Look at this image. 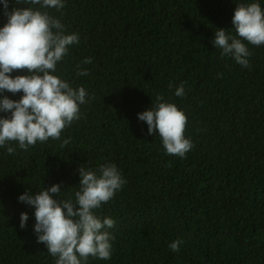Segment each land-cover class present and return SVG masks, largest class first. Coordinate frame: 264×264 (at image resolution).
<instances>
[{
    "label": "trees",
    "instance_id": "obj_1",
    "mask_svg": "<svg viewBox=\"0 0 264 264\" xmlns=\"http://www.w3.org/2000/svg\"><path fill=\"white\" fill-rule=\"evenodd\" d=\"M254 2L264 10V0H64L61 10L9 0L8 12L46 11L65 34L79 36L52 74L88 96L60 140L0 147V264H55L37 242L34 207L19 197L58 184L54 198L75 202L79 169L105 164H115L126 183L94 210L115 221L111 258L90 256L87 264H264V45L243 41L251 53L244 68L212 43L217 29L239 38L234 11ZM7 22L0 2V28ZM80 68L89 74L78 75ZM158 95L187 117L193 147L186 158L168 155L138 119Z\"/></svg>",
    "mask_w": 264,
    "mask_h": 264
},
{
    "label": "clouds",
    "instance_id": "obj_2",
    "mask_svg": "<svg viewBox=\"0 0 264 264\" xmlns=\"http://www.w3.org/2000/svg\"><path fill=\"white\" fill-rule=\"evenodd\" d=\"M8 22L0 28V94L13 95L22 92L19 101L0 96V112L9 113L0 118V147L9 142H18L19 148L27 150L37 142L45 143L50 138L60 140L61 133L75 120L80 119V106L85 104L88 93L84 87L74 89L70 84L52 73L58 62L68 54L70 46L79 43L75 33L65 34V27L59 18L32 7L14 8L8 12L9 0H0ZM21 0H16L20 4ZM40 8L65 7L64 0H26ZM232 23L239 38L229 36L227 30L217 29L212 41L215 48L222 50V56H231L244 68L250 67L249 48L264 45V10L259 3L238 4ZM91 58L83 64H90ZM80 67V66H78ZM14 71H27L29 75H17ZM80 76L89 74L80 68ZM171 88L172 85L170 84ZM185 94L182 83L175 91L177 97ZM94 99V97H93ZM157 103L151 109L138 114V119L148 125V134L158 133L166 153L186 158L193 144L185 137L186 115L173 104L157 96ZM70 141L64 140L61 147ZM15 148L7 147L13 154ZM79 190L73 200H60L61 186L31 191L19 197V201L35 209L34 232L37 242L45 244L48 253L55 257V264H87L89 257L108 260L112 254L114 239L108 229L115 221L105 218L101 221L94 210L109 202L126 181L115 164L101 165L98 172L81 167ZM29 216L22 213L20 228L25 229ZM182 240L172 242L169 247L178 252Z\"/></svg>",
    "mask_w": 264,
    "mask_h": 264
}]
</instances>
